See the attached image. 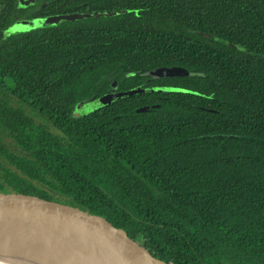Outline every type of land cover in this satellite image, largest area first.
Listing matches in <instances>:
<instances>
[{"label":"trees","instance_id":"trees-1","mask_svg":"<svg viewBox=\"0 0 264 264\" xmlns=\"http://www.w3.org/2000/svg\"><path fill=\"white\" fill-rule=\"evenodd\" d=\"M96 10L123 12L4 35ZM95 92L114 96L74 115ZM0 174L84 199L169 264H264V0H0Z\"/></svg>","mask_w":264,"mask_h":264},{"label":"water","instance_id":"water-1","mask_svg":"<svg viewBox=\"0 0 264 264\" xmlns=\"http://www.w3.org/2000/svg\"><path fill=\"white\" fill-rule=\"evenodd\" d=\"M34 0H19L20 6ZM123 10H96L21 18L4 31L5 36L36 27L77 20L90 16H108ZM224 43L246 52L243 45L224 40ZM153 77L194 75L184 67H158L148 71ZM111 93L95 101L81 103L79 108L93 109L105 104ZM89 105V106H88ZM147 110V106L136 109ZM40 226L47 242L67 264H169L147 252L108 216L93 204L32 177L0 174V227L18 230Z\"/></svg>","mask_w":264,"mask_h":264},{"label":"bare ground","instance_id":"bare-ground-1","mask_svg":"<svg viewBox=\"0 0 264 264\" xmlns=\"http://www.w3.org/2000/svg\"><path fill=\"white\" fill-rule=\"evenodd\" d=\"M15 232L21 233L17 236ZM40 226L18 230L0 227V263L17 260L23 264H67L47 242Z\"/></svg>","mask_w":264,"mask_h":264},{"label":"flooded vegetation","instance_id":"flooded-vegetation-1","mask_svg":"<svg viewBox=\"0 0 264 264\" xmlns=\"http://www.w3.org/2000/svg\"><path fill=\"white\" fill-rule=\"evenodd\" d=\"M109 94V93H108ZM98 99H101V94L100 95H98V92H95V94H94V96L92 97V98H88V99H86V100H84V101H82V102H80V103H78L77 105H76V109H75V111H74V115H77V114H80L81 112L82 113H86V112H84L85 110H84V108L82 109V107L81 108H79V105L81 104V103H84V102H87V101H95V100H98ZM89 106V105H88ZM101 106V105H100ZM95 108H98V107H95ZM95 108H93V109H95ZM87 110H89L88 108H87ZM90 110H92V109H90Z\"/></svg>","mask_w":264,"mask_h":264},{"label":"rangeland","instance_id":"rangeland-1","mask_svg":"<svg viewBox=\"0 0 264 264\" xmlns=\"http://www.w3.org/2000/svg\"><path fill=\"white\" fill-rule=\"evenodd\" d=\"M15 234L17 235V236H20L21 235V233H19V232H15ZM0 264H23L22 262H19V261H17V260H10V261H8V262H5V263H0ZM29 264V263H28Z\"/></svg>","mask_w":264,"mask_h":264}]
</instances>
